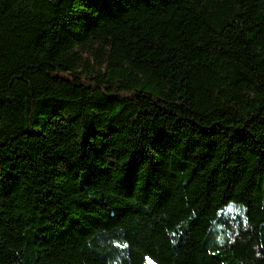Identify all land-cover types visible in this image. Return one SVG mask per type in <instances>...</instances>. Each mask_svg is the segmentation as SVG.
<instances>
[{
  "label": "trees",
  "instance_id": "obj_1",
  "mask_svg": "<svg viewBox=\"0 0 264 264\" xmlns=\"http://www.w3.org/2000/svg\"><path fill=\"white\" fill-rule=\"evenodd\" d=\"M0 264H264V0H0Z\"/></svg>",
  "mask_w": 264,
  "mask_h": 264
}]
</instances>
